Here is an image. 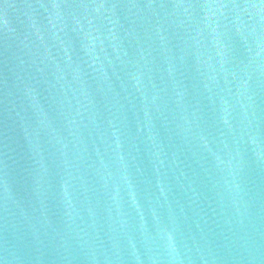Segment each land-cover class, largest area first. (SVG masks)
I'll use <instances>...</instances> for the list:
<instances>
[{"label":"water","instance_id":"95a60500","mask_svg":"<svg viewBox=\"0 0 264 264\" xmlns=\"http://www.w3.org/2000/svg\"><path fill=\"white\" fill-rule=\"evenodd\" d=\"M0 264H264V0H0Z\"/></svg>","mask_w":264,"mask_h":264}]
</instances>
